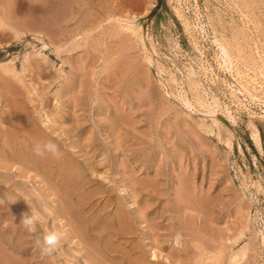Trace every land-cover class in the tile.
I'll return each mask as SVG.
<instances>
[{"label":"rangeland","instance_id":"obj_1","mask_svg":"<svg viewBox=\"0 0 264 264\" xmlns=\"http://www.w3.org/2000/svg\"><path fill=\"white\" fill-rule=\"evenodd\" d=\"M8 1L24 19L0 29V124L17 88L42 139L0 142V264H264V0H135L84 21L83 0ZM38 140L59 154L35 162Z\"/></svg>","mask_w":264,"mask_h":264},{"label":"bare ground","instance_id":"obj_2","mask_svg":"<svg viewBox=\"0 0 264 264\" xmlns=\"http://www.w3.org/2000/svg\"><path fill=\"white\" fill-rule=\"evenodd\" d=\"M45 1H47L48 3H50V5H51V7L50 8H52V7H54L55 5H59V4H63V2H64V4L63 5H70V2L71 1H73V0H53V1H51V0H44V2ZM135 0H118V1H116V0H98V1H96L95 2V0H83V21H84V19H86V18H89V16H91V15H94V12H98V13H100V14H107V16H109V17H114V15L115 14H121L123 11L125 12V10H124V8H125V6H127V5H130V4H132L133 2H134ZM6 2H9L8 0H0V29H10L12 32H13V38H17L18 36H19V32L17 31V28H19L18 27V25L19 24H21V22H22V20L24 19V18H17L18 16H16V15H14L12 12L14 11H11V9H9V7H8V5L6 4ZM75 2V1H74ZM47 6V5H46ZM66 8H68V6L66 7ZM69 9V8H68ZM34 10V9H33ZM50 10L51 9H49V11L47 10V11H44V12H46V15H44L45 13H43V16L44 17H42L40 20H37L36 21V26H40L41 27V24H44V23H46V25L45 26H47V22L49 21V20H51V19H49V18H51V13H50ZM59 10H61V11H65V10H63V8L62 9H60L59 8ZM70 10V9H69ZM30 10H28V12H29ZM53 11V10H52ZM55 11V10H54ZM69 12V11H68ZM63 13V12H62ZM65 13V12H64ZM63 13V14H64ZM77 13V12H76ZM41 15H42V13H40ZM56 15V14H55ZM61 15V14H60ZM70 15V14H69ZM69 15H68V17H69ZM73 15V14H72ZM36 17H37V15H36ZM49 17V18H48ZM65 17H67V15L65 16ZM130 18V17H129ZM36 19V18H35ZM54 19V18H53ZM65 19V18H64ZM31 20V19H30ZM34 20V19H33ZM118 20H120V21H122L121 19H118ZM63 21V20H62ZM91 21H93V20H91ZM35 22V21H34ZM33 22V23H34ZM85 23V22H84ZM93 23V22H92ZM32 24V23H31ZM55 24H57V23H55ZM83 24V23H82ZM86 24V23H85ZM34 25V24H33ZM120 25H121V27H123L124 29L123 30H129V31H132V29H131V25L128 23V22H120ZM35 26V27H36ZM81 26V25H80ZM80 26L78 27V28H80ZM84 26V25H83ZM88 26V25H87ZM39 27V28H40ZM55 27V26H54ZM77 27V26H76ZM85 27V26H84ZM56 28V27H55ZM38 29V28H37ZM118 29H120V28H118ZM57 30H58V28H57ZM115 30V29H114ZM122 30V29H121ZM36 31V30H35ZM34 31V32H35ZM61 31V29L58 31V32H60ZM84 32V31H83ZM61 33V32H60ZM120 33H121V31H119V30H115V32H112V33H110V35H108L109 37H117V36H119L120 35ZM32 34V33H31ZM128 35V34H127ZM35 36V35H34ZM125 36V35H124ZM121 39H123L122 37H121ZM124 39H126L125 37H124ZM120 42H121V40H120ZM9 45H10V43H8ZM121 50V49H120ZM119 53V52H118ZM86 56V55H85ZM103 59H105V58H103ZM120 64V63H119ZM9 65V64H8ZM27 66V65H26ZM84 67V66H83ZM23 69V68H22ZM115 69V68H114ZM118 69H120V68H118ZM123 69V68H122ZM11 70H13V69H11ZM124 70V69H123ZM26 71V70H25ZM122 71V70H121ZM7 71L5 70V73H6ZM87 72V71H86ZM8 73H9V71H8ZM26 73H27V71H26ZM13 74V73H12ZM25 74V73H24ZM90 74H92V73H90ZM119 74H120V72H119ZM124 74V73H123ZM13 76V75H12ZM15 76V75H14ZM26 77V76H25ZM1 78L2 79H4V76H1ZM13 78V77H12ZM120 78V77H119ZM122 78H123V76H122ZM13 79H15V78H13ZM74 79V78H73ZM72 79V80H73ZM102 79V78H101ZM114 80V79H113ZM143 80V79H142ZM15 81H18V80H15ZM122 81V80H121ZM127 81V80H126ZM6 82V81H5ZM23 84V83H22ZM100 84V83H99ZM116 84H118L117 82H116ZM131 84V83H130ZM19 85V84H18ZM104 85V84H103ZM127 85V84H126ZM2 86V85H1ZM12 86V85H11ZM21 86H23V85H21ZM106 86V85H105ZM110 86V85H109ZM9 87V86H8ZM20 87V86H19ZM108 87V86H107ZM115 87V86H114ZM142 87V86H141ZM140 87V88H141ZM27 88V87H26ZM92 88V87H91ZM90 88V89H91ZM13 89V88H12ZM12 89H10V91H11V95H10V100H7V101H9L10 103H9V107L10 108H8L7 109V111L6 112H4V111H2L1 113H2V115L4 116V117H6L5 118V121H6V123H4V125H2V123L0 124V142H1V145H10L9 143H11V142H14V143H17V141L18 140H16V138L17 137H19V135H22V133H26V134H28L31 138H32V140L36 137L37 139H40L41 137H39V136H37V131L35 132L34 130H33V128H30V121L29 120H27L26 118H25V116H24V114L20 111V109H19V97H18V94H19V91H18V89L17 88H15L14 90H13V92H12ZM23 89V88H22ZM29 89V88H28ZM89 90V89H88ZM25 92H26V90H24ZM147 91V90H146ZM28 92V91H27ZM90 92V91H89ZM104 92V91H103ZM116 93V92H115ZM133 93V92H132ZM109 94H111V93H109ZM113 94H114V92H113ZM104 95H105V93H104ZM107 95H108V93H107ZM0 96H1V93H0ZM113 96V95H112ZM28 97V96H27ZM114 98H115V95L113 96ZM119 98V97H118ZM135 98V97H134ZM121 99V98H120ZM4 100V99H3ZM125 100V99H124ZM35 101V100H34ZM40 101V100H39ZM2 102V101H1ZM104 102V101H103ZM110 102V101H109ZM123 102V101H122ZM128 102V101H127ZM141 103H143V102H141ZM5 104V103H4ZM121 104V103H120ZM128 105V104H127ZM138 105V104H137ZM142 105V104H141ZM85 106V105H84ZM120 106V105H119ZM140 106V105H139ZM144 106V105H143ZM34 107V106H33ZM37 107V106H36ZM35 107V108H36ZM121 107V106H120ZM141 107V106H140ZM131 108V107H130ZM129 108V109H130ZM143 108H145V107H143ZM124 112V111H123ZM125 112H126V110H125ZM31 114L30 113H28V116H30ZM217 115V114H216ZM127 116H129V115H127ZM131 116V115H130ZM137 116V115H136ZM136 116H134V117H136ZM124 118V117H123ZM127 119H128V117H126ZM4 119V118H3ZM103 119V118H102ZM136 119V118H135ZM125 120V119H124ZM130 120V119H129ZM145 121V120H144ZM131 122H133V121H131ZM138 122V121H137ZM154 122V121H153ZM136 123V122H135ZM127 124V123H126ZM125 124V125H126ZM137 124V123H136ZM158 124V123H157ZM124 125V126H125ZM159 125V124H158ZM132 126L134 127V125L132 124ZM136 126V125H135ZM104 127V126H103ZM114 127V126H113ZM126 127V126H125ZM133 127H131V128H133ZM145 127V126H144ZM146 128V127H145ZM135 129H138L137 127H135ZM29 130V131H28ZM30 131H31V133H32V135H31V133H30ZM138 131V130H137ZM164 131V130H163ZM54 132V131H53ZM115 132H117V131H115ZM139 132V131H138ZM142 133V132H141ZM144 133H145V131H144ZM164 133V132H163ZM166 133V132H165ZM36 134V135H35ZM49 134V133H48ZM112 134V133H111ZM33 135H34V137H33ZM138 135V134H137ZM140 135V134H139ZM151 135V134H150ZM149 135V136H150ZM136 136V135H135ZM250 137H251V139L254 141V143L257 145V146H259L260 145V138H259V134H258V130L256 129V127H251V130H250ZM23 138V137H22ZM35 138V139H36ZM149 138V137H148ZM150 138H151V136H150ZM26 139V138H25ZM42 139V138H41ZM145 139V138H144ZM62 140V139H61ZM28 141V140H27ZM30 142V141H29ZM38 143H40V144H43L44 142H46L45 140H43L42 142H39V140L37 141ZM139 142V141H138ZM166 142V141H165ZM228 144H229V142H228ZM135 145V144H134ZM25 146V145H24ZM17 147V149L19 148V149H21V147H20V145H18V146H16ZM12 148V147H11ZM18 154V153H17ZM27 155H28V157H30V158H32L35 162L38 160H43V159H47L48 157H49V155H48V152H44L42 155H37L36 154V152L34 151V147H33V149L32 150H28L27 151ZM56 158V157H55ZM130 163V162H129ZM144 163V162H143ZM20 166V165H19ZM63 167V166H62ZM134 168V167H133ZM24 169V168H23ZM131 169V168H130ZM142 171V170H141ZM136 172H138V171H136ZM144 172V171H143ZM124 173V172H123ZM123 173H122V175H123ZM126 174V173H125ZM181 176V175H180ZM185 176V175H184ZM128 177V176H127ZM73 178H74V176H73ZM157 179V178H156ZM175 180V179H174ZM24 181V180H23ZM158 181V180H157ZM174 183V182H173ZM138 184H140V183H138ZM143 190H145V189H143ZM147 190V189H146ZM182 190V189H181ZM194 191V190H193ZM196 191V190H195ZM149 192V191H148ZM180 192V191H179ZM172 193H174V192H172ZM177 193H178V191H177ZM181 197V196H180ZM190 198V197H189ZM8 199V198H7ZM196 199V198H195ZM198 199V198H197ZM196 199V200H197ZM186 200V199H185ZM177 201V200H176ZM195 201V200H194ZM182 202V201H181ZM133 203H135V202H133ZM175 203H177V202H175ZM184 203V202H183ZM185 204V203H184ZM206 204H208V203H206ZM3 206V205H2ZM185 206V205H184ZM203 206V205H202ZM5 208H6V206H5ZM207 208V207H206ZM201 209V208H200ZM1 210V209H0ZM198 210V209H197ZM143 211V210H142ZM191 211V210H190ZM194 212V211H193ZM207 212V211H206ZM48 213V212H47ZM197 214V213H196ZM202 214V213H201ZM142 215V214H141ZM185 216V215H184ZM183 216V217H184ZM203 218V217H202ZM7 219H9V218H7ZM181 219V218H180ZM149 225V224H148ZM150 226V225H149ZM211 229H212V227H210ZM200 230V229H199ZM196 232V231H195ZM200 234V233H199ZM189 236V235H188ZM203 236H205V235H203ZM153 237V236H152ZM151 237V238H152ZM194 239V238H193ZM208 240V239H207ZM155 243V242H154ZM195 244V243H194ZM204 244L206 245V243L204 242ZM196 245V244H195ZM211 245V244H210ZM197 246V245H196ZM203 246V245H202ZM207 247H208V245H206ZM38 247V246H37ZM154 248V247H153ZM177 248H178V246H177ZM204 248H205V246H204ZM110 250V249H109ZM167 250V249H166ZM1 251V250H0ZM4 252V251H3ZM159 252H160V250H159ZM163 252V251H162ZM36 253V252H35ZM5 254H6V251H5ZM37 254V253H36ZM160 254V253H159ZM181 256V255H180ZM183 256V255H182ZM236 255H233L231 258H232V260H233V262L235 261V260H237V258L235 257ZM5 258V257H4ZM7 259V258H6ZM16 259V258H15ZM15 259H13L12 261H14ZM17 260H19V259H17ZM22 260V259H21ZM85 260V259H84ZM163 260V259H162ZM165 260L167 261V262H170V260H169V258H167L166 259V257H165ZM11 261V260H10ZM9 261V262H10ZM16 261V260H15ZM91 261V260H90ZM8 262V261H7ZM8 262V263H9ZM19 262V261H18ZM20 263V262H19ZM162 263H164V262H162ZM18 264V263H17ZM133 264H145L144 262H136V263H133Z\"/></svg>","mask_w":264,"mask_h":264},{"label":"clouds","instance_id":"obj_3","mask_svg":"<svg viewBox=\"0 0 264 264\" xmlns=\"http://www.w3.org/2000/svg\"><path fill=\"white\" fill-rule=\"evenodd\" d=\"M34 151L37 155H42L44 152H49L53 155L59 154V149L56 143L52 141H46L43 144L37 143L34 146ZM20 223L29 232L35 231V219L33 217L23 216ZM64 234L59 230H52L47 232L43 236V246L40 248L41 256L50 254L63 240ZM39 244L40 241L38 240Z\"/></svg>","mask_w":264,"mask_h":264},{"label":"trees","instance_id":"obj_4","mask_svg":"<svg viewBox=\"0 0 264 264\" xmlns=\"http://www.w3.org/2000/svg\"><path fill=\"white\" fill-rule=\"evenodd\" d=\"M161 0H159V2H160Z\"/></svg>","mask_w":264,"mask_h":264}]
</instances>
